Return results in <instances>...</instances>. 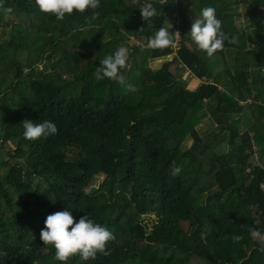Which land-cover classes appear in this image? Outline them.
Wrapping results in <instances>:
<instances>
[{
    "label": "trees",
    "instance_id": "16d2710c",
    "mask_svg": "<svg viewBox=\"0 0 264 264\" xmlns=\"http://www.w3.org/2000/svg\"><path fill=\"white\" fill-rule=\"evenodd\" d=\"M143 1L100 0L89 21L91 9L57 20L35 0H0L13 9L0 8V24L11 27L0 41V264H61L40 231L65 209L115 237L111 255L66 264H264V245L246 231L264 232V0H242L243 31L232 0H150L158 14L148 22ZM205 7L238 44L225 42L212 56L197 47L190 29ZM174 13L169 31L181 32L180 46L149 47ZM128 38L136 42L121 72L136 93L94 76ZM177 65L205 80L187 89ZM205 107L215 127L202 138ZM25 119L51 120L58 134L26 140Z\"/></svg>",
    "mask_w": 264,
    "mask_h": 264
},
{
    "label": "clouds",
    "instance_id": "9594fccd",
    "mask_svg": "<svg viewBox=\"0 0 264 264\" xmlns=\"http://www.w3.org/2000/svg\"><path fill=\"white\" fill-rule=\"evenodd\" d=\"M35 5L41 13L55 16L57 20H63L74 12L83 14L86 10L91 9V16L85 17V19L92 21L99 17V12L96 10L100 7V0H35ZM0 8L7 14H11L13 11L11 7L4 8L2 4H0ZM139 10L142 19L146 22L158 14L156 7L149 0H145ZM169 29H172L170 23H168V28L161 27L153 37L149 38L148 46L152 48L172 46L177 33L169 31ZM190 36L197 47L209 56L222 50L225 42L238 44L237 37H230L222 30V21L217 18L216 10L213 7H205L201 10V18L195 19L191 25ZM128 56L129 49L123 45L113 54L107 55L96 67L95 79L107 78L116 81L123 85L127 92L136 93L138 88L134 84L128 83L121 72L122 69L127 68ZM22 127L24 129L23 136L29 141L47 139L58 134L59 131L56 123L51 120L35 122L25 119L22 121ZM180 172L181 168L177 167L172 174L179 175ZM246 231L252 239L264 245V232L252 226L247 227ZM114 239L113 232L107 226L94 222L88 216H82L76 221L71 211L67 209L49 214L40 231V240L44 245L52 246L55 249L54 259L60 261L61 264H66L69 259L77 255L81 261L85 262L95 260L98 254L109 256L111 251L108 249V244ZM241 239V235H236L233 237V242L237 243Z\"/></svg>",
    "mask_w": 264,
    "mask_h": 264
},
{
    "label": "rangeland",
    "instance_id": "374dc122",
    "mask_svg": "<svg viewBox=\"0 0 264 264\" xmlns=\"http://www.w3.org/2000/svg\"><path fill=\"white\" fill-rule=\"evenodd\" d=\"M125 1L129 2V0H125ZM232 1L237 5V7L235 9L236 13H234L235 15H233L234 24L239 31H243L246 28V19H245V15L243 13V8H244L243 1L242 0H232ZM143 2H145V0ZM157 2H158V0H157ZM178 19H179V17L177 15V13H174L172 15V18L168 20V23H170V24L176 23L178 21ZM6 20H8L9 22L11 21V19L8 17H6ZM10 28L11 27L8 25L6 27H3V25L0 24V41H4L7 39L8 31ZM125 42L126 43H123V44H122V42H120L119 45L126 46L129 49V53H130L131 52V50H130L131 46L134 45L133 43H135L136 41H134L132 38H128ZM172 56H173V54L170 56H165V57H161L159 59L151 60V61H149L148 65L151 69L156 70V69L160 68L164 63L171 61ZM231 56H233V50L227 51L226 52V59H230ZM93 60H96L95 55L89 59L82 61L81 63H84V62L86 63L88 61H93ZM39 67H41V66H39ZM173 67L174 66H172L170 69H173ZM175 70H176L175 74H176L177 79L182 80L185 87L189 90L195 89L198 85H200L205 80L204 78H201L198 81L197 80L193 81L194 78L188 77V75H189L188 70L185 69V67H181L180 65L179 66L177 65V68ZM245 102L250 103V99L249 100L247 99ZM245 102H242L240 104H244ZM210 107H205V109L200 112V118L201 119H200L198 125L196 126V130L202 138L205 137L206 135H208V133H210L215 127V123L211 117V114H212L211 109L212 108H210ZM233 119L235 120L237 118L234 117ZM191 144H192V141L190 139H187L186 141H184L182 148L187 149L191 146ZM225 147H226V144H221L220 146H218V148L215 149V151L217 153H219L220 151H223V148H225ZM68 154H71V152H69ZM257 163L258 162H255V164H257ZM102 180H103L102 175L95 177V179L93 180L91 185L86 189V191H89L92 188L98 187L99 184L102 182ZM231 206H233L232 203H231ZM182 225H183V229L186 230L187 229V223H182Z\"/></svg>",
    "mask_w": 264,
    "mask_h": 264
},
{
    "label": "built area",
    "instance_id": "2783aa9c",
    "mask_svg": "<svg viewBox=\"0 0 264 264\" xmlns=\"http://www.w3.org/2000/svg\"><path fill=\"white\" fill-rule=\"evenodd\" d=\"M158 2L162 4L165 2V0H158ZM174 33H177V34L174 37V44L170 47L173 49H177L180 46L181 32L178 29H176V30H174Z\"/></svg>",
    "mask_w": 264,
    "mask_h": 264
},
{
    "label": "crops",
    "instance_id": "0c3cea01",
    "mask_svg": "<svg viewBox=\"0 0 264 264\" xmlns=\"http://www.w3.org/2000/svg\"><path fill=\"white\" fill-rule=\"evenodd\" d=\"M188 72H189V71H188ZM187 75H188V74H187ZM188 77H189V78H194L193 81H196V80L198 81V80H199L197 77H195V76H194L193 74H191L190 72H189ZM192 84H193V83H192ZM219 88H220V87H219Z\"/></svg>",
    "mask_w": 264,
    "mask_h": 264
}]
</instances>
